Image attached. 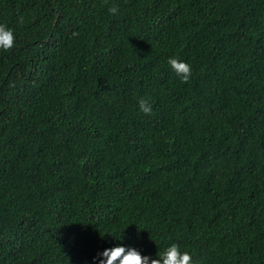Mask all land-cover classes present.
<instances>
[{"label": "trees", "instance_id": "obj_1", "mask_svg": "<svg viewBox=\"0 0 264 264\" xmlns=\"http://www.w3.org/2000/svg\"><path fill=\"white\" fill-rule=\"evenodd\" d=\"M109 2L0 0V264H264V0Z\"/></svg>", "mask_w": 264, "mask_h": 264}, {"label": "clouds", "instance_id": "obj_2", "mask_svg": "<svg viewBox=\"0 0 264 264\" xmlns=\"http://www.w3.org/2000/svg\"><path fill=\"white\" fill-rule=\"evenodd\" d=\"M105 4L110 16L116 17L120 15L121 8L116 3H110L109 0H105ZM15 39L14 31L8 28L6 24H0V50L4 52L12 50L15 47ZM167 64L181 83L187 84L190 82L193 71L189 63L177 57H171L167 60ZM138 107L139 111L145 116L152 113L149 99L144 97L139 98ZM97 260L99 264H149V261H151V264H195L193 255L188 250L181 251L180 245L175 243L157 254L156 259L141 255L133 247L116 246L98 253L93 258V264H96Z\"/></svg>", "mask_w": 264, "mask_h": 264}]
</instances>
